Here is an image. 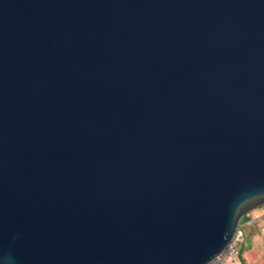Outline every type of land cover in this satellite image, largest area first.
I'll return each mask as SVG.
<instances>
[{
    "label": "water",
    "instance_id": "water-1",
    "mask_svg": "<svg viewBox=\"0 0 264 264\" xmlns=\"http://www.w3.org/2000/svg\"><path fill=\"white\" fill-rule=\"evenodd\" d=\"M264 205V0H0V264H208Z\"/></svg>",
    "mask_w": 264,
    "mask_h": 264
},
{
    "label": "crops",
    "instance_id": "crops-1",
    "mask_svg": "<svg viewBox=\"0 0 264 264\" xmlns=\"http://www.w3.org/2000/svg\"><path fill=\"white\" fill-rule=\"evenodd\" d=\"M242 221L246 226L247 241L264 257V205L251 210Z\"/></svg>",
    "mask_w": 264,
    "mask_h": 264
},
{
    "label": "built area",
    "instance_id": "built-area-1",
    "mask_svg": "<svg viewBox=\"0 0 264 264\" xmlns=\"http://www.w3.org/2000/svg\"><path fill=\"white\" fill-rule=\"evenodd\" d=\"M244 240V232L239 228L233 241L208 264H241L239 245Z\"/></svg>",
    "mask_w": 264,
    "mask_h": 264
},
{
    "label": "trees",
    "instance_id": "trees-1",
    "mask_svg": "<svg viewBox=\"0 0 264 264\" xmlns=\"http://www.w3.org/2000/svg\"><path fill=\"white\" fill-rule=\"evenodd\" d=\"M246 226L241 222L240 229L244 232L245 240L242 242L240 247V260L242 264H264V257H261L256 250L252 249V245L249 240L247 241V236L245 232Z\"/></svg>",
    "mask_w": 264,
    "mask_h": 264
}]
</instances>
